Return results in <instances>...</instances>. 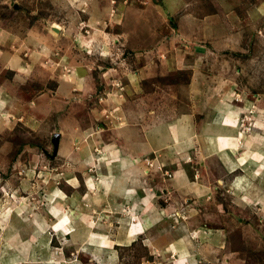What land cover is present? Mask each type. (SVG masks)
Listing matches in <instances>:
<instances>
[{
  "label": "rangeland",
  "instance_id": "rangeland-1",
  "mask_svg": "<svg viewBox=\"0 0 264 264\" xmlns=\"http://www.w3.org/2000/svg\"><path fill=\"white\" fill-rule=\"evenodd\" d=\"M2 51L0 264H264V0H0Z\"/></svg>",
  "mask_w": 264,
  "mask_h": 264
},
{
  "label": "crops",
  "instance_id": "crops-1",
  "mask_svg": "<svg viewBox=\"0 0 264 264\" xmlns=\"http://www.w3.org/2000/svg\"><path fill=\"white\" fill-rule=\"evenodd\" d=\"M35 30V28H33L32 30H29L28 31V34L26 35V37H24L23 39H21V41L20 42H22V43H25L26 41H28V39H29V34L30 33H32L33 31ZM46 36H48V33L46 34V32H42V34H41V36L40 37H46ZM44 39V38H43ZM44 40H48V39H44ZM12 54H14V53H12ZM11 54V55H12ZM0 59L5 63V62H7V61H10V58H9V56L7 55V51H2V52H0ZM19 67H20V64H19ZM15 75L16 76H20L21 75V72H19V68L18 67H16V70H15ZM34 76L32 75V78H33ZM25 78H27V79H30L31 78V76L29 75V76H25ZM4 89V87L3 88H0V93H7V91H6V88H5V90H3ZM10 96V95H9ZM3 99H4V101H6V99L4 98V95H3ZM1 100V99H0ZM8 101V100H7ZM221 126H223V128L225 129H223V131L221 130V131H218V135L220 136V134L221 133H223V135L222 136H220V143H222V145L225 147L228 143H227V136H228V132H227V126H229L228 124H227V122H222V125ZM230 127V126H229ZM221 132V133H220ZM134 135V134H133ZM217 134H216V136H218ZM134 137H136L135 135H134ZM143 137V136H142ZM129 139H131V140H134L131 136H130V138ZM137 141H138V138L136 139ZM226 148V147H225ZM139 150V151H138ZM138 150H136V152H135V154H136V156L138 155V154H140L141 155V152H140V149H138ZM127 155V154H126ZM127 157H128V155L126 156V157H121V160H122V163L123 164H125L126 162H128L127 163V165H129V167H126V169L128 170L127 172H126V176L128 175V177H131L133 180H131L132 182L133 181H135V185L133 184V186L132 187H134V188H136V189H138V194H139V196L141 197V200H144V198H145V196L143 195V194H145V187L143 186V184H142V179H141V168L139 167V169L134 165V164H129V162H130V160H128L127 159ZM129 157H131V158H134L132 155H130ZM139 157V156H138ZM1 183V182H0ZM120 183V185L121 186H123V184H124V186H127V187H130V185L128 184L129 182H125V181H121V182H119ZM0 187H1V184H0ZM141 187H143V188H141ZM121 188V187H120ZM129 196L131 197V194H129ZM129 200H130V198H129Z\"/></svg>",
  "mask_w": 264,
  "mask_h": 264
},
{
  "label": "bare ground",
  "instance_id": "bare-ground-1",
  "mask_svg": "<svg viewBox=\"0 0 264 264\" xmlns=\"http://www.w3.org/2000/svg\"><path fill=\"white\" fill-rule=\"evenodd\" d=\"M52 26V25H51ZM54 30H58V29H60V27L59 26H57V25H54L53 27H52ZM261 224V223H260Z\"/></svg>",
  "mask_w": 264,
  "mask_h": 264
}]
</instances>
